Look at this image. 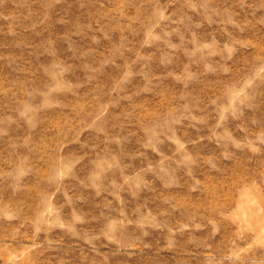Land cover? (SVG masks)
<instances>
[{
	"label": "rangeland",
	"instance_id": "1",
	"mask_svg": "<svg viewBox=\"0 0 264 264\" xmlns=\"http://www.w3.org/2000/svg\"><path fill=\"white\" fill-rule=\"evenodd\" d=\"M0 264H264V0H0Z\"/></svg>",
	"mask_w": 264,
	"mask_h": 264
}]
</instances>
